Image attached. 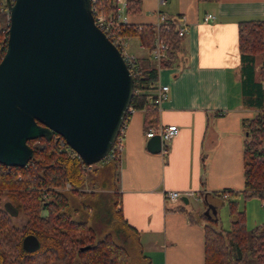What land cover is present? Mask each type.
Instances as JSON below:
<instances>
[{"label": "crops", "instance_id": "obj_1", "mask_svg": "<svg viewBox=\"0 0 264 264\" xmlns=\"http://www.w3.org/2000/svg\"><path fill=\"white\" fill-rule=\"evenodd\" d=\"M140 5L134 15L124 12L129 25L152 23L157 29L159 12L165 22L180 15L186 22L175 62L157 71V86H169L167 97L157 105V125L175 124L178 131L160 151L151 152L146 147L144 110H132L123 128L117 165L96 162L102 161L99 166L109 172L111 184L107 175L101 178L96 165L99 176L89 175L94 189L72 193L92 197L73 210L77 220H92L93 230L101 233L109 217L93 213L91 206L105 195L111 196L110 201L116 197L120 226L112 231L128 251L133 249L135 264H204L203 225L215 217V201L222 199L215 193L244 189L242 121L258 111L259 93L254 88L260 59L255 57L249 65L241 57L237 22L264 20V0H140ZM206 13L214 17L204 20ZM127 37L128 46L136 36ZM135 47L138 54L127 51L137 64L147 65V58L155 63L139 40ZM168 190L189 194L172 201L165 197ZM189 211L195 217L202 215L191 220ZM100 213L103 217L94 223Z\"/></svg>", "mask_w": 264, "mask_h": 264}, {"label": "trees", "instance_id": "obj_2", "mask_svg": "<svg viewBox=\"0 0 264 264\" xmlns=\"http://www.w3.org/2000/svg\"><path fill=\"white\" fill-rule=\"evenodd\" d=\"M10 1L0 0V60L7 44ZM91 7L112 14L116 11V0H93ZM140 9V0H126L127 14L134 15ZM117 32L121 36H136L149 53L156 35L166 45L158 63L139 65L134 61L133 66L128 65L133 92L126 116L128 119L130 110H144L143 128L147 131L158 123V109L154 103L158 67L175 62L183 35L178 34L175 21L163 22L158 29L152 23H130L127 27H119ZM237 41L241 57L247 59L249 65L255 57L260 59L259 83L254 88L259 93L258 111L242 121L246 132L242 150L244 189L215 193L227 202L230 225L228 228L219 226L216 217L203 225L204 264H250L251 260L254 264H264V223L248 229L245 211L238 201L240 196L264 198V20H239ZM127 119L125 117L124 121ZM123 128L101 160L109 159L117 165L119 153L114 150L121 141ZM27 144L33 151L24 166L0 163V264H128L127 248L110 235L96 240L93 228L69 213L67 192L57 189L69 184L71 193L80 194L79 188L89 165L55 132L28 139ZM225 192L228 193L225 195ZM3 194L18 211L24 212L25 223L15 225L12 222L13 215L1 200ZM187 214L191 220L202 215L195 217L190 211ZM27 233H33L39 240V247L32 251L22 247V238Z\"/></svg>", "mask_w": 264, "mask_h": 264}, {"label": "water", "instance_id": "obj_3", "mask_svg": "<svg viewBox=\"0 0 264 264\" xmlns=\"http://www.w3.org/2000/svg\"><path fill=\"white\" fill-rule=\"evenodd\" d=\"M0 60V163L24 166L28 139L55 132L83 160H101L119 134L133 92L119 49L94 23L91 0H13ZM155 133L146 140L161 150ZM183 197H186L185 195ZM9 214L17 213L10 202ZM22 247H39L33 233Z\"/></svg>", "mask_w": 264, "mask_h": 264}, {"label": "rangeland", "instance_id": "obj_4", "mask_svg": "<svg viewBox=\"0 0 264 264\" xmlns=\"http://www.w3.org/2000/svg\"><path fill=\"white\" fill-rule=\"evenodd\" d=\"M96 13H97V15H101L103 12H101V11L99 12V11L96 10ZM118 35L120 36V34H118ZM137 43H138V40H137L136 37L130 38V40L128 41V46L126 47L125 50L127 51V49H128V50L133 51V52L138 54V51H140V50L137 47H135ZM142 51L146 52V50H142ZM127 53H129V52L127 51ZM258 61H259V59H258ZM141 63L144 64V62H141ZM145 63L146 64H152V60L150 58H147ZM104 160L109 161V159H104ZM101 162L102 161H100L98 163L94 162L96 164H94V163L89 164V167L86 169V172H85V175H84L83 185L79 188L80 191L83 192L86 189L89 190V189L93 188V183L90 182L89 175H90V177L99 176V173L97 174V171H101L103 173V175H101V178L107 175L108 178H109V184H111V178L112 177L109 176L110 174L108 172V168L105 169V171H107L108 173L103 172L104 169L99 166V165H101L100 164ZM96 165L99 166L97 171L95 170L97 168ZM111 173H112V169H111ZM98 182H99V184H101V180H98ZM96 185H97V183H95L94 186L96 187ZM98 187H97V189H100L103 186L100 187V188H98ZM57 189H62V190H65L67 192V195H68V198H69V201H70V206L68 208L69 213H71V216L74 219L78 218L79 216L74 213L73 208L78 207L79 205L80 206L83 205V207H84V205H85L84 202L86 201L85 199L90 194H86L83 197H81V196H72L73 194L69 191V184H66V186L62 187V188L58 187ZM110 197L111 196H109V195L108 196L105 195V196H103L102 199H100L98 201L95 200L94 204H92V206H91L92 210H93V213H97L98 211H100V212L103 213L104 219H105V216L109 217L107 224L104 221L105 224H104V227H103L104 228L103 232L99 233V232H95L94 231V236H95V239L98 240V239L103 238L105 235H110L111 237L113 236L112 238L116 242L119 243V242H122V239L120 237H116V235L112 231L113 228H115V226H116V228H118L120 226L119 216H118L117 211L115 210L116 206H117L116 205V197H113L112 201H110ZM1 200H3V204L5 202H10L14 206V203L11 202V200H9L6 197V194H3L1 196ZM238 201H239V207L243 208L244 211H245L246 226H247L248 229H251V228H253L254 226H256V225H258L260 223H264V208H263V205H262L263 204V200L262 199H260L258 197H254V196L253 197H249V198H243V197L240 196ZM215 203L217 204V208H216L217 211H216L215 217L218 219V225L223 227V228H228L229 225H230V218H229V207L227 205L226 200L225 199H219V200H216ZM80 212H82V211H80ZM102 213L96 214L94 216V218H95V219H93L94 223L100 217H103V215H101ZM12 222L15 225H22L23 223L26 222V215L24 214L23 211H21V210L18 211L17 210V213L12 216ZM86 222H87L88 225H90L92 223V220L89 219ZM108 223H109V225H108ZM123 243H124V241H123ZM132 253H133V249L130 248L129 251H128V263H129V261H131L132 264H135V262L133 261V255H131ZM250 262H253V261L251 260Z\"/></svg>", "mask_w": 264, "mask_h": 264}, {"label": "built area", "instance_id": "obj_5", "mask_svg": "<svg viewBox=\"0 0 264 264\" xmlns=\"http://www.w3.org/2000/svg\"><path fill=\"white\" fill-rule=\"evenodd\" d=\"M13 1V0H12ZM93 1V0H91ZM125 8H126V0H116V11L112 14H104L102 13L101 15H97L96 10L92 9V13L93 11V19H94V23L97 25V27H99V29H101L105 35L113 42V44L119 49L122 57L124 58L127 66H133V62H134V56L132 54L127 53V51L125 50L127 47V36H119L118 35V28L121 26H129L128 21L126 20L125 17ZM214 17V15L212 13H206L203 16L204 20H207L208 18ZM165 22V16L163 13H158V21H157V29L159 28V26ZM175 25L177 27L178 30V34L179 35H184L186 30H187V26H186V22L184 20L183 16H179L176 18L175 20ZM166 49V45L164 43H162L158 37V35H156L155 40H154V47L151 50V57L152 59L155 61V63H158L161 59V57L164 55V51ZM168 88L169 86L166 83H161L158 87H157V91H156V97L154 98V103L156 105H158V103L165 99L167 97V92H168ZM132 112V110H130ZM127 119V116H125ZM126 121V120H125ZM123 123V126L125 125V122ZM178 131V128L175 124H166V125H157L155 127H151L150 129H148L147 131H145V135L146 137H149L155 133L159 134L161 139L163 140V144L162 147H164V143H166L167 140H169L170 138H172L173 136L176 135ZM122 149V145H121V141L119 142L118 146L116 147V149L114 151L120 153ZM116 154V153H114ZM114 154H111V156H114ZM182 194L184 195H188L189 193L182 192L179 190H168L165 192V197L169 200L175 201L177 198H179ZM263 200V207H264V198H262Z\"/></svg>", "mask_w": 264, "mask_h": 264}]
</instances>
